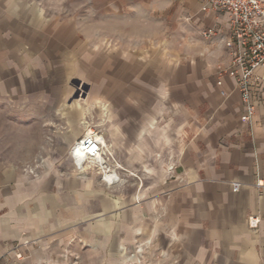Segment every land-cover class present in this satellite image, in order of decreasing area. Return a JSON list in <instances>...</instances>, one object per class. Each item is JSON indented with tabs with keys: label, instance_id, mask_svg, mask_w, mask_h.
Here are the masks:
<instances>
[{
	"label": "crops",
	"instance_id": "crops-1",
	"mask_svg": "<svg viewBox=\"0 0 264 264\" xmlns=\"http://www.w3.org/2000/svg\"><path fill=\"white\" fill-rule=\"evenodd\" d=\"M201 4L147 0L140 19L153 23L151 33L108 47L89 38L91 52L107 59L102 67L91 65V101L110 99L120 107L119 129L112 130L122 134L116 148L146 152L138 160L145 166L138 204L129 208L125 190L121 201L108 192L101 201L100 185L89 194L88 211L105 208L113 217L107 228L118 230L130 227V212L136 210L143 229L152 221L169 238L179 264H264V100L252 120L243 122L233 79L224 76L216 85L217 67L229 61L224 45L229 14L202 11ZM45 17L51 16L31 1L0 0V100L22 92L35 71H48L51 54L69 51L74 60L81 55L79 17L73 16V29L66 21L72 16ZM205 29L212 34L203 36ZM255 73L264 91V66ZM37 98L47 100L42 94ZM40 148L49 149V142ZM39 164L35 174L10 168L0 175V255L13 254L15 244L32 247L30 238L50 232L59 237L66 228L67 197L74 219L87 209L80 175ZM147 166L153 167L149 181ZM256 178L263 186L255 185ZM232 181L241 183L238 191L231 190ZM250 217L258 218L256 225Z\"/></svg>",
	"mask_w": 264,
	"mask_h": 264
},
{
	"label": "rangeland",
	"instance_id": "rangeland-1",
	"mask_svg": "<svg viewBox=\"0 0 264 264\" xmlns=\"http://www.w3.org/2000/svg\"><path fill=\"white\" fill-rule=\"evenodd\" d=\"M28 1L51 16L45 17L49 21L59 19L53 16H72V21L66 20L71 24V29L74 28L73 16L79 17L76 28L81 30L79 36L82 37L83 46L81 55L76 56L75 60L69 51L64 55L51 54L50 62H47L48 71H35L33 78L28 79L27 86H22V92L12 96L2 95L0 175H8L10 168L35 174L36 170L42 168L39 164L42 161L50 171L57 169L66 175L76 173L82 179V195L87 194L81 199L82 203L86 202L87 209L81 217L74 219L69 208L72 199L67 197L66 228L59 237L57 233L50 232L46 237L30 238L27 243L33 245L30 248L22 249L15 244L10 249L13 254L0 255V264H179L170 254L169 238L163 236L152 221L143 229L136 210L130 212V227H120L118 230L107 228L113 217L105 212V208L99 206L93 213L88 211L92 199L89 194L93 195L96 189L101 188L100 185L104 190V194H100L101 201L107 197L105 192L113 194L114 199L119 197L121 201L123 190L129 192V208L141 200L137 190L138 185L142 184L145 166L139 165L138 160L140 154L146 151L116 148L115 143L121 141L122 134L113 133L112 130L114 127L119 129L120 107L110 99L99 98L97 103L91 101V65L102 67L107 59L104 53L91 52L95 49H91L89 38L97 37L104 47H108L126 42L128 38L137 41L141 35L151 33L153 23L140 19L147 0ZM70 27L67 26V30ZM46 71L49 74L48 83L45 80ZM102 73V77H105V71ZM41 94L47 100H36ZM90 129L99 132L107 141L105 151L110 153L109 165L119 177V182L111 187L102 181L100 173L92 167L90 169L89 163L83 165L85 168L82 167V172L76 170L69 155L72 143ZM42 142H49L50 148L41 149ZM128 160L130 164L127 165ZM146 168L145 177L149 181L153 167ZM95 173L101 183L97 181ZM92 201L95 203V198ZM114 218L117 221L119 214L115 212Z\"/></svg>",
	"mask_w": 264,
	"mask_h": 264
},
{
	"label": "built area",
	"instance_id": "built-area-1",
	"mask_svg": "<svg viewBox=\"0 0 264 264\" xmlns=\"http://www.w3.org/2000/svg\"><path fill=\"white\" fill-rule=\"evenodd\" d=\"M201 10L210 12H227L229 14V33L224 40L229 51V61L225 66L216 69V85H222V78L228 76L233 79L234 85L241 100L240 120L250 122L256 105L264 100V91L258 86L261 76L255 69L264 66V0H201ZM213 29L201 31L203 36L212 34ZM222 95L224 90H220ZM103 144V136L96 130L90 129L76 139L69 150L71 160L79 172L81 165L89 163L90 169L100 173L102 181L109 187L119 182L117 175H111L115 169L109 165L110 153ZM112 158V157H111ZM258 174V164L255 165ZM111 176L106 178L104 173ZM116 173V172H115ZM114 173V174H115ZM231 190L238 191L239 181L230 182ZM255 185L263 186V182L256 178ZM257 217H250L249 223L256 225Z\"/></svg>",
	"mask_w": 264,
	"mask_h": 264
},
{
	"label": "bare ground",
	"instance_id": "bare-ground-1",
	"mask_svg": "<svg viewBox=\"0 0 264 264\" xmlns=\"http://www.w3.org/2000/svg\"><path fill=\"white\" fill-rule=\"evenodd\" d=\"M103 144H104L105 146H107V141L104 139V137H103ZM83 165H85V164H82V165H81V169H82ZM83 168H85V167H83ZM114 173H115V172H114ZM114 173L111 172V175L113 174V175H116V177H117V174H116V173L114 174ZM111 175L108 174L107 172L104 173V177H106V178L110 177ZM111 177H112V176H111Z\"/></svg>",
	"mask_w": 264,
	"mask_h": 264
}]
</instances>
